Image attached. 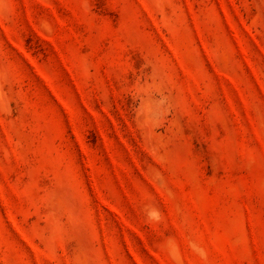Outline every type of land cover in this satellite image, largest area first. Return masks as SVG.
<instances>
[{
    "label": "rangeland",
    "instance_id": "rangeland-1",
    "mask_svg": "<svg viewBox=\"0 0 264 264\" xmlns=\"http://www.w3.org/2000/svg\"><path fill=\"white\" fill-rule=\"evenodd\" d=\"M0 264H264V0H0Z\"/></svg>",
    "mask_w": 264,
    "mask_h": 264
}]
</instances>
